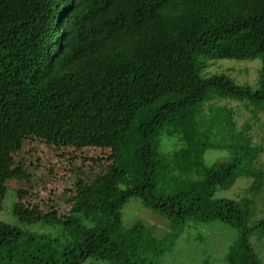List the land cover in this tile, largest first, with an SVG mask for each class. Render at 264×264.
<instances>
[{
  "label": "trees",
  "instance_id": "16d2710c",
  "mask_svg": "<svg viewBox=\"0 0 264 264\" xmlns=\"http://www.w3.org/2000/svg\"><path fill=\"white\" fill-rule=\"evenodd\" d=\"M255 58L256 88L206 70ZM217 98L264 114V0H0V153L34 169L15 187L17 222L0 220V264H159L189 221L237 230L225 264H262L250 236L264 219L248 224L247 196L215 195L241 176L262 187V146ZM217 148L230 157L207 164ZM133 196L166 234L122 226ZM35 222L70 238L22 227Z\"/></svg>",
  "mask_w": 264,
  "mask_h": 264
},
{
  "label": "rangeland",
  "instance_id": "374dc122",
  "mask_svg": "<svg viewBox=\"0 0 264 264\" xmlns=\"http://www.w3.org/2000/svg\"><path fill=\"white\" fill-rule=\"evenodd\" d=\"M260 66L261 60L259 58L252 60L216 59L210 63L206 70L209 71V74L226 73L235 82L248 84L256 88L258 86ZM213 105L226 106L235 111V121L238 126L243 123L252 125L250 133L253 143L262 146V151L255 160L256 166L264 172V114L259 113L257 119H255L253 106L249 107L245 101L233 98H217L214 100ZM167 145V148H170V143H167ZM2 147L10 149L9 145L3 144ZM47 152L45 147L40 146L38 154L40 159L51 158ZM230 155L228 149L217 148L208 150L204 158L207 164H211L225 160ZM22 157H25V155L20 152H15L6 157L0 153V220L5 222H17L13 214V203L16 198L15 187L21 183L22 175L34 172L32 166L24 164L25 159L22 160ZM12 158L16 161V165H20L18 164L19 161L22 162V166H19L16 172H13L15 164L10 162ZM44 160L41 163H46ZM4 163L5 165H3ZM3 179L7 181L4 183ZM250 181L249 178L241 176L235 180L230 188L218 190L215 195L233 199L247 196L250 204L247 222L248 224H253L258 220L264 219V184L256 192H246L245 189ZM53 186L51 185L50 187ZM120 214L122 226L125 228L137 221H141L151 227L153 234L157 237H161L169 231L168 219L158 214L155 210L146 207L141 198L137 196L130 197L123 204ZM22 227L32 232L57 237L61 242H66L70 238L67 229L60 224L35 222L22 225ZM259 232L254 231L250 239L259 260L264 264V236H261ZM237 233L235 228L219 221H189L173 249L162 256L159 264H200L204 259H208L211 264H225V253L228 251L229 245L237 238ZM83 264H109V262L103 259L89 258Z\"/></svg>",
  "mask_w": 264,
  "mask_h": 264
}]
</instances>
